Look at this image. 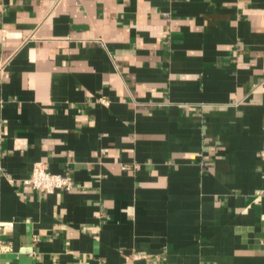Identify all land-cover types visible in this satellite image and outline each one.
Masks as SVG:
<instances>
[{
	"label": "crops",
	"instance_id": "1",
	"mask_svg": "<svg viewBox=\"0 0 264 264\" xmlns=\"http://www.w3.org/2000/svg\"><path fill=\"white\" fill-rule=\"evenodd\" d=\"M0 264H264V0H0Z\"/></svg>",
	"mask_w": 264,
	"mask_h": 264
},
{
	"label": "built area",
	"instance_id": "2",
	"mask_svg": "<svg viewBox=\"0 0 264 264\" xmlns=\"http://www.w3.org/2000/svg\"><path fill=\"white\" fill-rule=\"evenodd\" d=\"M5 39L23 40L24 37L19 33L6 32ZM24 183L33 190L43 194H53L57 191L69 192L74 189V182L69 175L51 174L42 163L34 166L31 176Z\"/></svg>",
	"mask_w": 264,
	"mask_h": 264
}]
</instances>
